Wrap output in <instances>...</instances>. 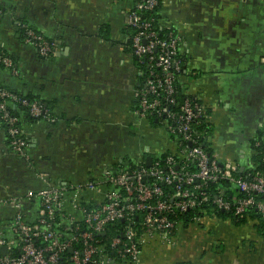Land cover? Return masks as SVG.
<instances>
[{
  "label": "crops",
  "instance_id": "crops-1",
  "mask_svg": "<svg viewBox=\"0 0 264 264\" xmlns=\"http://www.w3.org/2000/svg\"><path fill=\"white\" fill-rule=\"evenodd\" d=\"M133 0H0V49L17 60L9 88L36 96L49 117L27 125V158L11 151L0 124V200L46 183L99 179L124 160L176 152L165 129L135 114L140 76L129 51ZM163 24L181 38L179 78L209 111L212 149L239 172L264 130V0H162ZM25 22L54 43L48 58L18 35ZM38 201H23L35 218ZM15 212L1 208L7 223ZM221 221L179 224L173 243L154 238L139 264H264V238L228 233Z\"/></svg>",
  "mask_w": 264,
  "mask_h": 264
},
{
  "label": "built area",
  "instance_id": "built-area-1",
  "mask_svg": "<svg viewBox=\"0 0 264 264\" xmlns=\"http://www.w3.org/2000/svg\"><path fill=\"white\" fill-rule=\"evenodd\" d=\"M156 3L155 0H139L128 12L127 24L131 28L128 48L133 56L143 58L148 67L143 74V87L140 83L135 91L138 100L135 114L144 120L150 117L159 120L176 148V152L163 155L166 170L159 166L163 156L154 158L150 167H145L141 159L133 162L132 170L107 169L99 179L71 186L45 181L46 184L37 191L29 190L21 197L1 199V208L12 209L15 215L7 223L0 221V264H139L142 246L154 238L173 243L174 232L180 223L170 216L188 210L198 214L193 223L221 221L229 225L228 233L233 236L263 238L255 228L256 220L248 219L246 223L236 225L229 219L205 215L204 205L209 197L203 189L208 182L226 180L238 193L227 199L222 194L227 187L218 185L221 194L214 201L215 207L241 218L254 210L264 220V173L251 162L246 177H238L234 160L228 158L221 162L214 151L209 156L202 148L204 139L212 148L211 133L197 134L195 130L201 121L209 122L206 106L195 95L181 104L174 96L177 85L184 89V84L176 80V73L181 69V38L176 31H171L167 37H159L152 20H143L138 13L152 10ZM18 28L24 29V41L38 56L46 58L53 52L54 43L27 23L19 22ZM0 62L11 67L13 75L17 74L8 58L1 57ZM138 75L142 72L138 71ZM8 101L28 105L35 117L45 112L36 103L28 104L0 88V124L11 151L27 158V142L25 137L18 135L19 120L8 111ZM44 115L53 120L48 114ZM254 147H261V161L264 162V143L256 142ZM190 161L196 162L194 173L188 170ZM177 165H180L178 170L174 169ZM147 178L153 182L147 184ZM156 181L173 185V191L164 193ZM35 200L38 208L35 223H31L22 211V203ZM138 214L142 217L136 223L133 217ZM119 220L127 221L119 236L109 243L95 237ZM3 247L4 254L1 252Z\"/></svg>",
  "mask_w": 264,
  "mask_h": 264
},
{
  "label": "trees",
  "instance_id": "trees-1",
  "mask_svg": "<svg viewBox=\"0 0 264 264\" xmlns=\"http://www.w3.org/2000/svg\"><path fill=\"white\" fill-rule=\"evenodd\" d=\"M138 1L139 0H133V7L131 10L134 9V6ZM155 1L157 3L152 10H149V11L141 10L138 13H139V16L143 20H150V19L152 20L153 28L155 29V31L159 37H167L168 33H170L171 31H174V30L170 29V28H166V26L163 24L162 0H155ZM128 32H129V34L131 33V28L129 26H128ZM18 35L20 36V38H22L24 40V37H25L24 29L19 28L18 29ZM128 46H129V43H128ZM1 57L8 58L12 62V68H15L17 70V74H18L19 67H18V63H17L16 58L11 53L0 49V58ZM48 57H46V58H48ZM41 58H44V57H41ZM134 58L136 60V65H137L138 71L142 72V75L140 76V83L142 84V87H143V82L145 80V75H143V74H144V72L146 73V71L148 70V67L145 64V60L143 58H137L135 56H134ZM180 64H181V69L179 72L176 73V80L181 78L185 72V63L183 60V56L180 57ZM11 71H12L11 67H6L3 63L0 62V88H4V89L8 90L9 92L17 95L20 99L26 100L28 104L36 103L45 112L41 116L35 117L30 113V108L28 105H21V103L8 101L7 106H6L8 111L10 112V114L15 115L19 120V122L17 123V126L19 127V130H20L18 135H22L23 137H25L26 142H27V138H26V135L24 132L25 126L35 124L36 122H38V120L45 118L44 114L49 115V112H48V109L46 107H44L43 103L40 102V100H38V98L36 96L19 92L18 90L9 88L8 86L5 85L4 81H2V79H1V75L12 74ZM174 96H175V99L177 100V102L179 104H181L184 101V99H186V98L192 99V97H191L192 95L187 94L186 91H184L183 89H180V87L178 85L176 86V91H175ZM134 106H136V108L138 107V100L137 99H136V102L134 103ZM172 108L176 109V107H172ZM207 114H209L208 110H207ZM147 120L149 122H151L152 124L161 125V122L159 120H155L154 117H150ZM195 130H196L197 134H201V133H204V134L207 133L208 134V133H211V125L205 119V120L201 121L195 127ZM256 142H260L261 144L264 143V130L258 132L251 142V150L253 151L251 162L255 165H258L257 170H260L264 173V162L261 161V158L263 156L262 149H261V147H254V144ZM27 144H28V142H27ZM202 148L207 152V154L209 156L212 155L213 149L209 147V144L207 143V141L205 139L202 140ZM164 158L165 157L163 156L162 159L160 160L159 166L162 170L165 171L166 166L164 165ZM143 165L145 167L152 166L151 164L148 166L145 161H144ZM179 168H180V165L174 166V169H176V170H178ZM132 169H134L133 162H131L129 160H124L115 166L114 171L132 170ZM188 170L191 173L196 172L197 171L196 162H193V161L188 162ZM246 172H247V170H245L244 172H239V168H237L235 174L238 177L245 178ZM146 182L148 184V183L153 182V180L151 178H147ZM156 184L164 191V193H166V192L169 193V192L173 191V185L167 186L166 184H164L161 181H156ZM218 185H223V186L225 185L227 187V190L225 191V193H222L223 196L227 199H230L233 194L238 193L235 188H231V186H229V184L226 180H217V182H208L206 188L203 189L204 192L209 197L208 202L206 203V205H204V208L206 210L205 215L212 216V214H213L215 217H217L218 219H221V220L229 219L236 225L244 224L248 221V219L256 220L257 222L255 223V228H256L258 234L264 238V220H262L260 218V216L254 210L249 212V216H244L241 218L240 216L234 215L232 212H227V211H224L221 209H217L215 207L214 201L221 194V192L217 189ZM183 188H186V186H183ZM26 216H27L28 222L35 223V218H31L27 214H26ZM197 216H198V214H196V212L194 210H188V211L183 212V213H176L173 215L171 214L170 218H173V220L177 221L178 223H180L184 226H187V225L193 223L194 219ZM141 217H142V214H138V215L133 217V220L136 223H139L141 221ZM126 224H127L126 220H119L116 223H114L113 225H111L109 228H107L106 232L104 234H101V235H98L95 237L100 239L101 242L109 243L113 237L120 235V233L122 232V230ZM110 254H111V252H110ZM188 264H191V263H188Z\"/></svg>",
  "mask_w": 264,
  "mask_h": 264
},
{
  "label": "water",
  "instance_id": "water-1",
  "mask_svg": "<svg viewBox=\"0 0 264 264\" xmlns=\"http://www.w3.org/2000/svg\"><path fill=\"white\" fill-rule=\"evenodd\" d=\"M146 164L149 166L151 164V157H147ZM104 234V233H103ZM1 252L4 254L6 252L5 248H1Z\"/></svg>",
  "mask_w": 264,
  "mask_h": 264
}]
</instances>
